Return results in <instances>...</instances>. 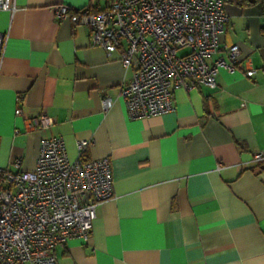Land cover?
Instances as JSON below:
<instances>
[{"label": "crops", "instance_id": "0c3cea01", "mask_svg": "<svg viewBox=\"0 0 264 264\" xmlns=\"http://www.w3.org/2000/svg\"><path fill=\"white\" fill-rule=\"evenodd\" d=\"M14 1V12L0 10V167L20 157L33 170L40 140L60 136L70 160L90 140L81 158L107 157L111 168L113 196L87 239L55 246L57 264H264V3L225 0L207 62L236 44L238 68L219 69L215 88H175L160 116L132 118L119 94L131 71L52 11L107 0ZM41 111L53 124L32 128Z\"/></svg>", "mask_w": 264, "mask_h": 264}, {"label": "built area", "instance_id": "2783aa9c", "mask_svg": "<svg viewBox=\"0 0 264 264\" xmlns=\"http://www.w3.org/2000/svg\"><path fill=\"white\" fill-rule=\"evenodd\" d=\"M16 8L14 0H0V10ZM52 11L57 19L80 25L92 45L106 55L116 53L131 71L119 94L132 118L160 116L173 109L175 88H215L219 69L233 72L240 66L236 44L225 49L226 58L207 62L228 21L225 0H108L101 9L58 4ZM6 39L0 32V63ZM254 71L247 68L245 74ZM101 103L105 109L110 99ZM14 112L19 115V107ZM51 124L41 111L30 126ZM90 142L77 141L78 156L70 160L60 136L42 138L33 170L20 169V157L0 167V264H57L55 246L89 237L97 205L113 196L109 159L81 158Z\"/></svg>", "mask_w": 264, "mask_h": 264}, {"label": "trees", "instance_id": "16d2710c", "mask_svg": "<svg viewBox=\"0 0 264 264\" xmlns=\"http://www.w3.org/2000/svg\"><path fill=\"white\" fill-rule=\"evenodd\" d=\"M108 1V0H107ZM107 3V2H106ZM237 3L239 5H247V4H252V3H258V4H263L264 0H237ZM96 9V8H95Z\"/></svg>", "mask_w": 264, "mask_h": 264}, {"label": "rangeland", "instance_id": "374dc122", "mask_svg": "<svg viewBox=\"0 0 264 264\" xmlns=\"http://www.w3.org/2000/svg\"><path fill=\"white\" fill-rule=\"evenodd\" d=\"M102 1H104V0H102Z\"/></svg>", "mask_w": 264, "mask_h": 264}]
</instances>
